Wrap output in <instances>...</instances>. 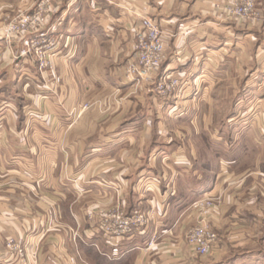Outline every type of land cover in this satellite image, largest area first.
I'll list each match as a JSON object with an SVG mask.
<instances>
[{"label":"crops","instance_id":"1","mask_svg":"<svg viewBox=\"0 0 264 264\" xmlns=\"http://www.w3.org/2000/svg\"><path fill=\"white\" fill-rule=\"evenodd\" d=\"M51 1L72 55L40 71L0 54V264L8 237L34 264H264V0L259 21L231 17L234 0ZM146 18L185 91L175 105L126 75ZM201 200L219 235L203 258L184 239ZM99 209L150 221L110 242Z\"/></svg>","mask_w":264,"mask_h":264},{"label":"rangeland","instance_id":"2","mask_svg":"<svg viewBox=\"0 0 264 264\" xmlns=\"http://www.w3.org/2000/svg\"><path fill=\"white\" fill-rule=\"evenodd\" d=\"M241 2L242 0H234L227 7V13L231 17L242 18V19L251 20V21H259L261 19L260 10L258 7V0H256L255 15H252L250 17H242V16L238 17L236 15L230 14L229 8L233 6L236 7L238 4L240 6ZM53 7H54V4L51 0H28V1L27 0H0V39L1 38L3 39V40H0V54L9 53L10 55H13L14 63H17V61H21L23 59L29 58L40 71H52L53 66H54V60H56V58L63 57V56H71L73 53L72 48H67V49H70V50L72 49V50L71 51L69 50V52H66L61 46H59V39L57 35L58 30H57V26L55 25L56 14L54 13ZM24 8H29V10L26 11V9ZM162 36H163V32H162ZM165 54H166V51H165ZM137 55H138V51H137ZM136 58L134 61H131L125 67L126 75L128 78H130L132 81H135L136 83L145 84L148 90V93L154 95L156 98L160 99L162 102L164 101L165 104H168L167 102H170V103L172 102L173 105H175L180 100L186 98V95H184L185 91L182 89L183 86L181 85V80L178 77L175 79H178L180 81V85L174 91L169 92V93L167 92L164 93L158 90L161 79L166 75H170L166 72H161L162 69L158 73L153 74L150 77L148 76V77L143 78L141 76H130L128 74L127 68L131 63L136 61ZM166 60H167V56H166ZM41 62L45 63L44 67H41ZM239 99H241V97L237 98V100ZM89 107H90L89 104H86L82 106L81 111L84 112ZM152 181L154 182L155 186H157V188H161L162 180L160 178L152 179ZM199 202L194 203L193 207L196 209H199L203 217L204 210H203V207L198 206ZM213 207H214V203H213ZM213 207L210 208L209 214ZM95 212L97 213V216H96L97 218H102V214L104 213H107V214L115 213L113 212V210H109V212H106V211L100 212V209ZM117 212H121L125 217H128V218H131L134 216L141 218L140 224L139 223L134 224L135 225L134 228L137 229L135 234L132 236H126L124 237L123 240L131 239V238L134 239L137 237L136 236L137 234L139 235L141 234V232L146 231L147 229L146 227L149 224L150 218L148 216V213L145 210L138 209L133 212H124V211H117ZM89 217L94 218L95 216L92 213L89 215ZM202 219L203 218H201L198 223L190 225L186 231V235H185L186 237H184L187 246L199 258L206 257V255H208L212 251V249L216 246L219 240L218 233L210 225L209 218L207 217L205 220V224L208 226L210 231H212L217 236V242L210 247L211 249L209 253L206 255L200 254L192 245L189 244V236L191 232L195 228L200 227L201 225L200 222L202 221ZM142 221L144 223H142ZM97 226L98 224H96L95 227L97 228ZM156 240H157L156 238H154L152 241L150 240L148 242V247L154 245ZM3 242L5 245L4 257L5 259L8 260L9 262L8 264H34L28 258V244L24 238L8 237L4 239ZM0 261L3 262L1 258H0Z\"/></svg>","mask_w":264,"mask_h":264},{"label":"built area","instance_id":"3","mask_svg":"<svg viewBox=\"0 0 264 264\" xmlns=\"http://www.w3.org/2000/svg\"><path fill=\"white\" fill-rule=\"evenodd\" d=\"M229 12L238 17L255 15L256 0H242L240 6L238 4L236 7L229 8ZM137 37L138 55L136 61L128 66L127 71L130 76L150 77L158 73L166 62L165 45L159 24L152 19H143ZM44 64L41 62V67H44ZM179 85L178 79L166 75L161 79L158 90L169 93L177 89ZM213 203L211 200H203L199 204L197 203L198 206L203 207L204 216L200 222V227L195 228L189 236V244L202 255L208 254L210 247L217 242V236L205 224ZM140 219V217L135 216L125 217L121 212L104 213L102 218H96L98 224L96 231L107 241H121L124 237L135 234L137 229L134 228V224H140ZM142 223L144 222L142 221Z\"/></svg>","mask_w":264,"mask_h":264}]
</instances>
